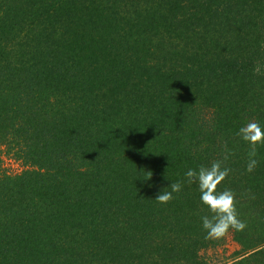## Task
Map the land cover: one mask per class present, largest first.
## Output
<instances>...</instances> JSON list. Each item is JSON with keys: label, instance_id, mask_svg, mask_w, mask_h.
<instances>
[{"label": "trees", "instance_id": "1", "mask_svg": "<svg viewBox=\"0 0 264 264\" xmlns=\"http://www.w3.org/2000/svg\"><path fill=\"white\" fill-rule=\"evenodd\" d=\"M250 120L264 127V0H0V147L24 166L0 167V264H201L198 186L155 197L223 143L218 190L247 224L228 264H264Z\"/></svg>", "mask_w": 264, "mask_h": 264}, {"label": "clouds", "instance_id": "2", "mask_svg": "<svg viewBox=\"0 0 264 264\" xmlns=\"http://www.w3.org/2000/svg\"><path fill=\"white\" fill-rule=\"evenodd\" d=\"M236 135L249 145L245 171L253 172L258 166L257 145L264 144V127L258 121L250 120L241 126ZM222 158L213 160L209 165H200L197 169H188L184 180L170 183V191L161 190L155 199L161 204L169 203L174 193L182 191L184 183L196 184L200 192V201L206 206L209 214L201 217L202 228L208 238H222L229 230L243 231L247 224L239 218L236 208V194L231 189L218 190L219 186L229 176L232 169L226 166L229 157L234 155L227 143L221 145ZM152 173L149 171L145 180H149Z\"/></svg>", "mask_w": 264, "mask_h": 264}, {"label": "rangeland", "instance_id": "3", "mask_svg": "<svg viewBox=\"0 0 264 264\" xmlns=\"http://www.w3.org/2000/svg\"><path fill=\"white\" fill-rule=\"evenodd\" d=\"M117 21L118 20H116V22ZM117 24L118 29L116 31L120 32V36H122V34L125 35L124 32L127 33L129 30L125 23L120 24L119 22ZM0 167H4L8 173L14 174L23 169L24 166L10 154L6 155L4 148L1 146ZM197 254L201 264H228L234 259H237L236 257L241 254V249L240 245L233 239L229 231L228 234L222 238H209L207 245L199 249Z\"/></svg>", "mask_w": 264, "mask_h": 264}]
</instances>
